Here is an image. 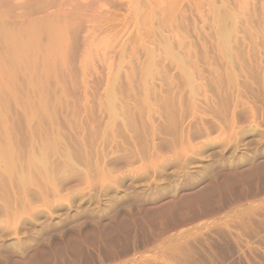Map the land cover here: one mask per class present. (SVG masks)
<instances>
[{
  "label": "rangeland",
  "instance_id": "1",
  "mask_svg": "<svg viewBox=\"0 0 264 264\" xmlns=\"http://www.w3.org/2000/svg\"><path fill=\"white\" fill-rule=\"evenodd\" d=\"M24 1L60 49L0 44V264H264V0Z\"/></svg>",
  "mask_w": 264,
  "mask_h": 264
},
{
  "label": "bare ground",
  "instance_id": "2",
  "mask_svg": "<svg viewBox=\"0 0 264 264\" xmlns=\"http://www.w3.org/2000/svg\"><path fill=\"white\" fill-rule=\"evenodd\" d=\"M30 1V0H29ZM210 2L209 0H145L144 2H142L141 6L144 4L143 7H140L141 10L143 8V12H146L148 13V15H152V14H159L160 12V15H163V17H165L166 19H169L170 17H176V15H174L176 12H180L181 9H183V7H186L187 5L189 6H196L197 9H199V7H201L202 4H204L205 2L207 3ZM244 1H247V0H244ZM36 2V1H35ZM131 2V1H130ZM240 2V0H239ZM242 2V1H241ZM240 2V3H241ZM25 3H27V1L25 2L24 0H0V6H9L10 5L14 7L15 6H21V5H25ZM69 3V2H68ZM71 3V2H70ZM141 3V2H140ZM211 3V2H210ZM209 3V4H210ZM215 3V2H213ZM211 3V4H213ZM29 4V3H28ZM210 4V5H211ZM31 5V4H30ZM208 5V4H207ZM243 5H244V2H243ZM44 6V5H43ZM53 6V5H52ZM51 6V7H52ZM32 7V6H30ZM56 7V6H55ZM241 7V6H240ZM2 8V7H1ZM12 8V7H11ZM9 8V9H11ZM15 8V7H14ZM20 8V7H19ZM28 8V6H27ZM38 8V7H37ZM36 8V9H37ZM47 7H45L44 9H46ZM54 8V7H53ZM202 8V7H201ZM29 9V8H28ZM42 9V8H41ZM39 9V10H41ZM56 9V8H54ZM50 10L49 14H48V11L46 12L47 14L45 15V12L43 13H40L37 18L36 17H33V16H26L25 14L23 15V12H20L21 14L16 13L15 16L12 15L13 19H9V15L11 14V11H10V14H7L8 18L7 20H3L5 22H8V20H10L11 22L14 20H18V24H17V21L14 23V21L11 23V24H8L10 25V28H7L8 25L6 23H3V25L1 24L2 23V20L0 21V44H1V47L4 48L5 51L8 52V55L10 52L14 53L15 55H18L21 59H19V61L21 60L22 62H20L22 64V69L25 70V68H31L33 69L32 71L34 72V74L36 73L35 72V69L37 68H40L42 69L41 73L45 72L44 74H47L48 72L52 73L51 71H55L56 69V66H57V57H58V48L59 47V43L58 42V35L61 36V34L59 33L58 34V31H60V28H58V25L57 26V13H56V10ZM2 10H5L2 8ZM7 10V9H6ZM16 10V9H14ZM19 10V9H17ZM23 10V9H22ZM38 10V11H39ZM48 10V9H47ZM59 10V9H58ZM25 11V10H24ZM34 11V9H33ZM8 12V11H7ZM26 12V11H25ZM28 12V11H27ZM36 12V11H35ZM141 12V13H143ZM182 12V11H181ZM236 12V11H235ZM2 13V12H1ZM37 13V12H36ZM66 13V12H65ZM237 13V12H236ZM234 13V14H236ZM3 14V13H2ZM27 14V13H26ZM33 14V12H32ZM31 14V15H32ZM61 14V13H60ZM63 14V13H62ZM1 15V14H0ZM4 15V14H3ZM1 16L2 19H4V17H7L6 16V13L4 16ZM145 15V14H143ZM174 15V16H173ZM37 16V15H36ZM109 16H111V14H109ZM147 16V15H145ZM14 17L16 18V20L14 19ZM112 17V16H111ZM149 17V16H148ZM159 17V15H158ZM141 18V17H140ZM173 18V19H174ZM1 19V18H0ZM39 19V20H37ZM117 19V18H116ZM161 19V18H160ZM164 19V18H162ZM171 19V18H170ZM169 19V21H170ZM20 21V22H19ZM35 21H38L37 24L39 22L40 23V27H36L34 24ZM166 21V20H165ZM163 22V21H162ZM167 22V21H166ZM10 23V22H9ZM145 23V22H144ZM34 24V25H33ZM125 24V23H123ZM7 25L6 28H4L5 26ZM66 25V24H65ZM164 25H165V22H164ZM173 25V23H172ZM12 26V27H11ZM19 26V28H18ZM64 26V24H63ZM122 27V26H121ZM126 27V26H125ZM127 29V28H126ZM129 29V28H128ZM123 30V29H122ZM65 32V31H64ZM124 32V31H123ZM66 34V33H65ZM59 36V37H60ZM64 38V37H63ZM63 45V44H62ZM4 51V52H5ZM3 52V53H4ZM2 53V52H1ZM61 53V52H60ZM11 55V54H10ZM13 55V54H12ZM11 55V56H12ZM3 59V58H2ZM6 59V58H5ZM18 58L16 57L15 61L17 60ZM7 61V59H6ZM17 60V62H19ZM13 64V63H12ZM19 64V63H18ZM17 64V65H18ZM15 65V64H14ZM26 67H25V66ZM5 67V65H3ZM16 67V66H15ZM19 66V68H21ZM24 67V68H23ZM59 67V65H58ZM11 69V68H10ZM9 69V70H10ZM18 69V68H17ZM21 69V70H22ZM27 69V70H28ZM39 69V70H40ZM22 70V71H23ZM13 71V70H12ZM26 71V70H25ZM24 71V72H25ZM31 70H28L27 72H32ZM9 72V71H8ZM27 72H25L27 74ZM33 72L30 74L32 75L33 77V81L36 82L37 80V76L36 74L33 75ZM38 72V73H39ZM2 73H3V70H2ZM16 73V72H15ZM20 73V72H19ZM18 73V74H19ZM49 73V75H50ZM22 74V72H21ZM25 74V76H26ZM27 74V75H28ZM40 75V74H39ZM56 75V74H55ZM3 76V75H2ZM34 76H36V79H34ZM42 76V75H41ZM40 76V77H41ZM47 76V75H46ZM45 76V77H46ZM11 77V76H10ZM1 78V77H0ZM14 78V76L12 77ZM30 78V76H29ZM53 78V77H52ZM24 79V78H22ZM42 79V78H41ZM45 79V78H44ZM2 80V79H1ZM32 81V80H30ZM40 81V79H38V82ZM8 82V81H7ZM1 83V82H0ZM40 83V82H39ZM38 83V84H39ZM43 83V82H42ZM35 85V84H34ZM11 89V88H10ZM9 90V89H8ZM12 92V91H11ZM21 94V93H20ZM12 96V94H11ZM18 98V97H17Z\"/></svg>",
  "mask_w": 264,
  "mask_h": 264
}]
</instances>
